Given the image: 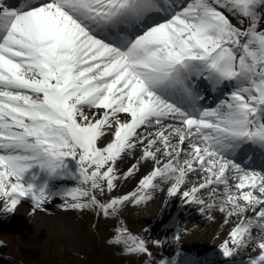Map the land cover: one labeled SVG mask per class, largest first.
Segmentation results:
<instances>
[{
  "label": "snow or ice",
  "instance_id": "1",
  "mask_svg": "<svg viewBox=\"0 0 264 264\" xmlns=\"http://www.w3.org/2000/svg\"><path fill=\"white\" fill-rule=\"evenodd\" d=\"M157 190L161 215L179 197L171 234L121 223L108 243L142 264H264V0H0V216L60 198L118 217ZM191 205L229 226L203 256L181 246Z\"/></svg>",
  "mask_w": 264,
  "mask_h": 264
},
{
  "label": "rangeland",
  "instance_id": "2",
  "mask_svg": "<svg viewBox=\"0 0 264 264\" xmlns=\"http://www.w3.org/2000/svg\"><path fill=\"white\" fill-rule=\"evenodd\" d=\"M139 150L136 152L138 156ZM134 159L126 156L119 162L121 168ZM151 162L142 163L140 172L149 168ZM69 183H72L69 181ZM133 188H130L132 190ZM124 185H119L117 192L130 191ZM166 193L157 190L155 198L146 203L133 206L131 204L123 208L118 217L97 218L94 211L90 210H62L57 207L61 202L55 198V202L48 205L50 212H30V202L24 200L14 213L7 216H0V264H64L67 260L76 259L81 253H87L93 248L90 243L94 242L100 246L97 250V260L109 259L110 264H142L147 259L138 255L124 254L120 248L108 243L113 235L115 227L121 223L136 234L147 238H163L170 235L173 228L169 226L168 218L175 213L178 204L171 203L165 208L163 215L160 214L164 204ZM189 210L180 216L181 223H186L189 232L184 235L181 246L186 252H193L199 255L209 253L216 249L219 237L215 233L220 230L219 218L217 221L192 220L194 214L192 206H185ZM193 211V212H192ZM219 215V214H218ZM188 218H190L188 221ZM169 228V230L166 229ZM84 242V247L81 242ZM90 246V248H89ZM174 245L166 243L163 248L152 245L154 256L160 257L161 253L171 255ZM73 254H78L72 256ZM245 253H241L240 259ZM89 255L82 256L86 264H91Z\"/></svg>",
  "mask_w": 264,
  "mask_h": 264
},
{
  "label": "bare ground",
  "instance_id": "3",
  "mask_svg": "<svg viewBox=\"0 0 264 264\" xmlns=\"http://www.w3.org/2000/svg\"><path fill=\"white\" fill-rule=\"evenodd\" d=\"M124 167H126V164H124ZM124 167H123V168H124ZM149 169H150V166H149V168H148L147 170H149ZM147 170H145V171H141V172L139 171V172L136 173L132 178H130V179L126 180V181L121 182V185H124L128 190H130V188H134L135 185H136L137 180L139 179V177H140L141 175H143ZM170 202L173 203L174 205H175V204H179V197H172ZM191 206H192L193 211H195L197 206H195V205H191ZM176 211H177V210H176ZM193 211H192V212H193ZM181 214H182V210H180V212H179V215H181ZM189 219H190V218H188V219L185 220V221H188ZM191 219H192V220H197V221H199V222H202V221H204V216H203L202 214H200L198 211H195L194 214L191 215ZM228 227H229V226H227V227L223 230V232L221 233L222 236L226 233ZM166 229L169 230L168 227H166ZM244 255H245V254H244ZM202 256H203V255H202ZM241 258H242V257H241ZM241 258H240V259H241ZM221 259H222V258H221ZM238 260H239V259H238Z\"/></svg>",
  "mask_w": 264,
  "mask_h": 264
},
{
  "label": "trees",
  "instance_id": "4",
  "mask_svg": "<svg viewBox=\"0 0 264 264\" xmlns=\"http://www.w3.org/2000/svg\"><path fill=\"white\" fill-rule=\"evenodd\" d=\"M81 242V246L82 247H84L83 245H84V242L83 241H80ZM90 245L93 247V248H90V246H89V248H90V250H88V252L87 253H81L80 255H79V257L77 256L78 254H73L72 256H76V257H78V260H76V259H73L72 258V260H67L64 264H86V262L83 260V258H81L82 256L84 257V256H87V255H89L88 257H89V261H90V259H92V260H94V261H92V263L91 264H110V260L109 259H107V258H105V259H100V260H98V261H96L97 259V250H99L100 249V246L99 245H97L96 243H95V241L94 242H91L90 243Z\"/></svg>",
  "mask_w": 264,
  "mask_h": 264
}]
</instances>
